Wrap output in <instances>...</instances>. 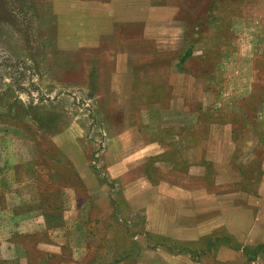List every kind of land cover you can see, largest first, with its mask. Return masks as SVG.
I'll return each instance as SVG.
<instances>
[{"label": "rangeland", "instance_id": "rangeland-1", "mask_svg": "<svg viewBox=\"0 0 264 264\" xmlns=\"http://www.w3.org/2000/svg\"><path fill=\"white\" fill-rule=\"evenodd\" d=\"M56 1L0 0V264H264V0Z\"/></svg>", "mask_w": 264, "mask_h": 264}, {"label": "crops", "instance_id": "crops-1", "mask_svg": "<svg viewBox=\"0 0 264 264\" xmlns=\"http://www.w3.org/2000/svg\"><path fill=\"white\" fill-rule=\"evenodd\" d=\"M56 1V0H55ZM59 1H56V2H54V8H56L57 6H58V3ZM57 13L59 12V11H57V10H55Z\"/></svg>", "mask_w": 264, "mask_h": 264}]
</instances>
